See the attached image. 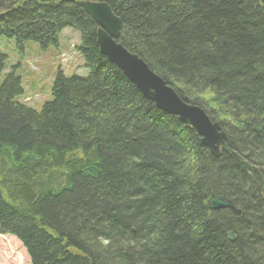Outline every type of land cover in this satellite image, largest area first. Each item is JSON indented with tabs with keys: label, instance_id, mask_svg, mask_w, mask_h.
Segmentation results:
<instances>
[{
	"label": "trees",
	"instance_id": "trees-1",
	"mask_svg": "<svg viewBox=\"0 0 264 264\" xmlns=\"http://www.w3.org/2000/svg\"><path fill=\"white\" fill-rule=\"evenodd\" d=\"M78 1L108 4L117 42L219 123L218 156L101 54ZM64 28L86 75L59 70L39 110L0 82V233L29 264H264V0H0L20 48Z\"/></svg>",
	"mask_w": 264,
	"mask_h": 264
},
{
	"label": "water",
	"instance_id": "water-1",
	"mask_svg": "<svg viewBox=\"0 0 264 264\" xmlns=\"http://www.w3.org/2000/svg\"><path fill=\"white\" fill-rule=\"evenodd\" d=\"M77 5L82 7L98 26L96 38L101 54L119 67L156 108L177 116L179 121L192 127L200 136L202 145L207 147L214 156H218L219 146L225 138L219 123L211 122L200 107L180 99L141 58L117 42L120 22L110 6L105 2L95 1H78ZM207 206L216 210L228 208L237 214L240 212L229 199L223 196L211 195L207 200Z\"/></svg>",
	"mask_w": 264,
	"mask_h": 264
},
{
	"label": "rangeland",
	"instance_id": "rangeland-1",
	"mask_svg": "<svg viewBox=\"0 0 264 264\" xmlns=\"http://www.w3.org/2000/svg\"><path fill=\"white\" fill-rule=\"evenodd\" d=\"M79 39L78 31L64 28L58 47L42 49L31 41H26L20 48L14 39L0 37V50L7 55L0 82L13 73L21 80L23 95L20 99L41 109L52 98L50 91L59 70L67 76L87 74L82 57L74 49ZM0 264H29L25 249L15 237L0 234Z\"/></svg>",
	"mask_w": 264,
	"mask_h": 264
}]
</instances>
